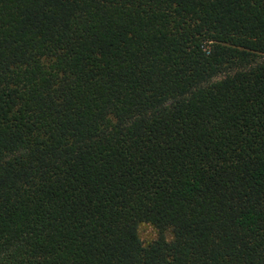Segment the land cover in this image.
I'll use <instances>...</instances> for the list:
<instances>
[{"label":"trees","instance_id":"obj_1","mask_svg":"<svg viewBox=\"0 0 264 264\" xmlns=\"http://www.w3.org/2000/svg\"><path fill=\"white\" fill-rule=\"evenodd\" d=\"M0 264H264V0H0Z\"/></svg>","mask_w":264,"mask_h":264},{"label":"rangeland","instance_id":"obj_2","mask_svg":"<svg viewBox=\"0 0 264 264\" xmlns=\"http://www.w3.org/2000/svg\"><path fill=\"white\" fill-rule=\"evenodd\" d=\"M136 232L142 246H147L150 244L155 240L157 235L156 230L147 223L138 224L136 227ZM166 239H170V235L168 233L166 234Z\"/></svg>","mask_w":264,"mask_h":264}]
</instances>
